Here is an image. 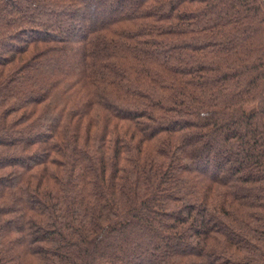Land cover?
Here are the masks:
<instances>
[{"label": "trees", "instance_id": "obj_1", "mask_svg": "<svg viewBox=\"0 0 264 264\" xmlns=\"http://www.w3.org/2000/svg\"><path fill=\"white\" fill-rule=\"evenodd\" d=\"M0 264H264V0H0Z\"/></svg>", "mask_w": 264, "mask_h": 264}]
</instances>
